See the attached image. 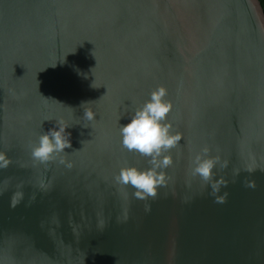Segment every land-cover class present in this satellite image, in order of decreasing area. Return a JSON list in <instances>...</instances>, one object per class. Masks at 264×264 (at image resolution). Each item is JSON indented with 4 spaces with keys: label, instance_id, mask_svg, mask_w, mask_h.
I'll list each match as a JSON object with an SVG mask.
<instances>
[{
    "label": "water",
    "instance_id": "obj_1",
    "mask_svg": "<svg viewBox=\"0 0 264 264\" xmlns=\"http://www.w3.org/2000/svg\"><path fill=\"white\" fill-rule=\"evenodd\" d=\"M159 86L182 140L140 199L116 177L149 159L120 127ZM60 121L72 148L34 160ZM0 153V264H264L260 1L0 0Z\"/></svg>",
    "mask_w": 264,
    "mask_h": 264
},
{
    "label": "clouds",
    "instance_id": "obj_2",
    "mask_svg": "<svg viewBox=\"0 0 264 264\" xmlns=\"http://www.w3.org/2000/svg\"><path fill=\"white\" fill-rule=\"evenodd\" d=\"M166 96L167 89L163 86L157 87L150 93L149 99L142 107L136 109L128 122L120 127L123 147L149 159V168L141 170L135 167H124L116 177L117 183L133 187L134 195L140 199L155 197L157 188L166 185L168 177L163 170L172 164L171 156L166 153L182 140V135L179 132L173 133L172 124L166 122L167 115L173 107L172 103L165 99ZM84 118L93 121L94 113L86 109ZM67 129V124L60 121L57 126L42 134L38 143L32 148L33 159L40 163H47L64 153L65 149L72 148L71 133ZM9 162L5 154L0 153V167H6ZM60 163H65V160L62 158ZM220 163V157H211L210 150L205 147L192 159V175L199 176L209 183L213 192H216L220 185L212 182L213 169ZM71 166V163H67V167ZM221 166L227 167V162Z\"/></svg>",
    "mask_w": 264,
    "mask_h": 264
},
{
    "label": "trees",
    "instance_id": "obj_3",
    "mask_svg": "<svg viewBox=\"0 0 264 264\" xmlns=\"http://www.w3.org/2000/svg\"><path fill=\"white\" fill-rule=\"evenodd\" d=\"M259 1H260L261 5H262V8L264 10V0H259Z\"/></svg>",
    "mask_w": 264,
    "mask_h": 264
}]
</instances>
